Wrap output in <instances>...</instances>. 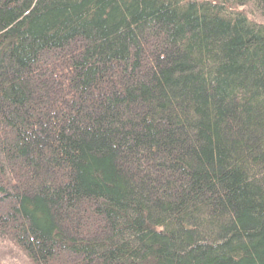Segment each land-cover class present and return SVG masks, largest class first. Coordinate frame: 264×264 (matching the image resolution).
<instances>
[{
  "label": "trees",
  "instance_id": "1",
  "mask_svg": "<svg viewBox=\"0 0 264 264\" xmlns=\"http://www.w3.org/2000/svg\"><path fill=\"white\" fill-rule=\"evenodd\" d=\"M0 239L264 264V0H0Z\"/></svg>",
  "mask_w": 264,
  "mask_h": 264
},
{
  "label": "rangeland",
  "instance_id": "2",
  "mask_svg": "<svg viewBox=\"0 0 264 264\" xmlns=\"http://www.w3.org/2000/svg\"><path fill=\"white\" fill-rule=\"evenodd\" d=\"M14 257H16V251L12 249L7 242L0 239V264H12ZM20 260L22 259L20 258ZM19 263L20 261H15L14 264Z\"/></svg>",
  "mask_w": 264,
  "mask_h": 264
}]
</instances>
